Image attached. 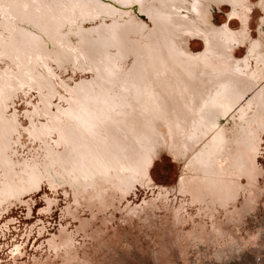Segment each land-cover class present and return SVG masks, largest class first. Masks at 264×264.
Returning <instances> with one entry per match:
<instances>
[{
	"label": "snow or ice",
	"instance_id": "snow-or-ice-1",
	"mask_svg": "<svg viewBox=\"0 0 264 264\" xmlns=\"http://www.w3.org/2000/svg\"><path fill=\"white\" fill-rule=\"evenodd\" d=\"M135 5L144 7L142 0H119L118 6L134 12ZM232 7L240 13L241 27L236 32L224 27L213 29L223 39V43L213 41L215 55L231 66L224 71L236 76L248 75V61L255 59L260 65L258 73L264 78V0L256 4L236 0ZM198 8L205 9L206 18L203 0H192L191 11L199 15ZM253 10L260 19L250 35L246 25L248 13ZM94 11H99L102 18L104 12L119 15L111 4L102 8L99 0H0V67L10 65L0 71V203L5 196L13 200L27 196L29 201H38V194L45 189L51 194L61 187L72 189L75 203L77 191H87L97 179L108 180L111 172H122L126 166L134 170V183H150L147 172L156 149L140 135L137 116L148 124L167 122L177 133L183 131V147L173 153L176 162L185 169L197 163L207 167L226 144L227 129L222 123L228 122L229 117L233 125L237 119L244 123L249 118L246 113L252 112L254 89L245 90L232 75H225L210 81L214 90L201 92L191 102L195 118L190 119L181 107L182 100L189 103L187 88L179 81L167 79L166 71L161 70L163 65L152 58L151 45L142 49L126 38L143 32V21L129 14L126 34L115 25H101L96 30L98 38L86 42L78 31L79 24L73 26L71 22L91 20ZM157 18L149 17L153 22ZM53 30L59 44L52 39ZM73 35L77 36L74 44L67 39ZM240 41L246 44L241 53L243 59L233 60L230 47L226 50L225 45H238ZM146 49L142 59L134 58L132 68H126V55L136 57ZM50 63L56 69L68 65L76 70L86 68L92 74L94 87L67 88L66 94L53 104L51 99L57 93L52 81L57 77L55 70L48 68ZM204 64L208 75L221 71L208 63L207 55ZM256 77L257 71H253L249 79ZM61 86L66 87L63 82ZM33 91L45 105L43 123L36 121V111H28V93ZM17 100L25 106L22 113L17 111ZM259 100L257 108L264 113V87ZM255 116L253 113L251 118ZM185 120L190 123L182 129L180 121ZM24 139L33 145L27 151L23 150ZM129 140L144 146L139 155L128 152ZM93 198L99 200L100 193ZM43 199L51 209L52 201Z\"/></svg>",
	"mask_w": 264,
	"mask_h": 264
},
{
	"label": "bare ground",
	"instance_id": "bare-ground-1",
	"mask_svg": "<svg viewBox=\"0 0 264 264\" xmlns=\"http://www.w3.org/2000/svg\"><path fill=\"white\" fill-rule=\"evenodd\" d=\"M142 2L143 9L139 5L134 7L137 14L145 17L143 23L146 28L139 34L126 35V38L142 49L151 45L152 58L158 65H163L161 70L166 71L167 79L174 82L179 81L187 88L186 95L189 103L185 104L182 100L181 107L185 108L190 119L195 118L191 111V102H194L201 92L214 90L215 85L210 81L225 75H232L233 79L238 80L245 90L254 89L253 94L256 99L253 101L252 112L246 113L249 118L244 123L237 119L233 125L229 117V121L221 125L227 129L226 144L222 146V151L218 152L207 167L197 163L185 169L183 164L176 162L173 155L183 147V131L177 133L175 127L170 128L167 122L154 121L148 124L142 117H135L141 128L140 135L146 141L151 142L150 146L154 144L156 149L155 159L147 172L150 183L145 182L143 186L134 183V170L131 166H126L122 172H111L108 180L97 179L95 185L87 191L83 189L77 191L75 203L71 198V188L61 187L51 194H48L45 189L38 194L40 207L36 210L37 219L32 224L20 227L19 230L14 225V220L9 218L10 213L13 210L20 211L28 220L34 214L33 206L37 201H29L27 196L16 200L5 196L3 202L0 203V240L5 239L6 242L4 244L0 242V252L3 254L1 259H7L8 264H18V260L26 256L25 251L29 244L30 248L37 247L26 256L28 264H94L85 251V242L89 241L93 249H109L111 246H108L104 240L103 233L108 224L114 222L115 216L118 215L122 222L128 224L137 221L142 225H156L157 211L163 213L159 220L160 225H164L166 231L175 233L177 232L175 226L192 224L189 235L187 233L185 236L192 239V246L196 248L205 246L208 251L206 250L204 255L209 258L219 259L230 251L251 250V247L260 245L264 232L257 230L252 232L249 238H245L237 226H239L238 223L244 225V223L241 224V220L257 210L256 205L263 196L259 178L264 177V170L260 167L259 158L264 156V119H262L264 113L260 112L257 105L260 103L259 93L261 87H264V82H262L264 78H261L258 73L260 65L255 59H249L246 76H236L234 73L224 71L231 66L223 57L218 58L215 55L213 43V41L223 43V39L218 37L213 29L219 30L224 27L229 32L239 31L240 13L232 7L236 0H203L206 5V18L204 8L197 9L199 15L191 11L192 0H142ZM257 2L258 0H247L249 4ZM99 3L102 8L111 4L119 15L104 12L102 18L99 11H94L91 20L86 18L82 22H71L73 26L79 24L78 31L83 33L82 38L86 42L98 38L96 30L101 25L109 28L115 25L126 34L128 15L132 14L136 20H140L131 8L127 10L119 8V0H99ZM224 8L223 14L226 15V19L216 24L215 15ZM149 17L158 18L153 22ZM259 19L260 16L256 10L248 13L246 27L250 35L258 27ZM233 20L236 21V28H232L231 25L228 27L227 22ZM252 20H254L253 25H251ZM217 25L220 27L216 28ZM63 31L66 32V29ZM57 35L53 30L52 39L59 44ZM67 39L74 44L77 36H68ZM194 39L203 43V49L195 54L191 47L193 42L189 43ZM49 47L51 48V44ZM229 47L231 49L229 55L233 60L243 59V55L237 56V52L242 53V50H246L244 41H240L238 45H225L226 50ZM206 49H208L207 53ZM146 54L147 49L143 54L138 53L136 57L126 55L124 59L126 68H132L134 58L142 59ZM205 55H207L208 63L220 68V72L212 75L204 72ZM9 67L10 65L5 63L0 67V71ZM48 68L54 69V75L57 77L52 81V88L57 93L56 97L51 99L53 104L60 95L66 94L67 88L79 86L89 89L94 87L91 83L92 74L86 68L76 70L68 65L56 69L51 63ZM253 71H257L255 80L249 79ZM61 82L66 87H62ZM38 95L35 91L28 93V111H36V121L43 123L42 109L45 105ZM45 97L47 98V93ZM20 98H23L22 94ZM24 107L17 100L18 113H22ZM51 110L54 111V108ZM253 113L256 114L255 119L251 118ZM20 119H24L22 115ZM180 123L183 129L190 123V120L180 121ZM234 128L235 132H233ZM22 143L26 145L24 151L33 147L27 143L26 139ZM126 147L128 152L135 156L143 151L144 146L137 144L135 140H129ZM163 156L168 157L177 169L175 182L170 186L157 185L152 176L154 164ZM181 176L184 177L183 180ZM95 193H100L99 200L93 198ZM44 197L52 201L51 209L43 199ZM53 209L57 210L58 215L57 220L54 221L55 225L52 226L47 224L46 217ZM50 226H52L51 230L48 229ZM234 231L238 235H235ZM246 233H248L247 229ZM188 240L190 239L187 238L186 241ZM233 264L239 263L234 262ZM254 264H264V257H257V262Z\"/></svg>",
	"mask_w": 264,
	"mask_h": 264
},
{
	"label": "rangeland",
	"instance_id": "rangeland-1",
	"mask_svg": "<svg viewBox=\"0 0 264 264\" xmlns=\"http://www.w3.org/2000/svg\"><path fill=\"white\" fill-rule=\"evenodd\" d=\"M224 11L225 8L215 15L216 24H220L224 21ZM253 24L254 20L251 21V25ZM236 26L237 25L235 22H231L232 28H236ZM191 47L194 51H196V49H199V44L193 42ZM240 55L241 52H237V56ZM259 162L261 169L264 170V156H260ZM176 175L177 169L175 164L171 163V161L166 159L164 156L161 158V160L156 161V163L154 164L152 176L157 185H172L175 182ZM259 184L263 196L259 199V202L256 205L257 210L254 211V213L251 212L249 215L244 216V218L241 220V224L244 223V225H240V223H238L239 226H237L240 230V233L245 238H249L252 235V232L254 233V231L256 232L257 230H261L262 232H264V177L259 178ZM134 201L136 202L137 199ZM39 205V201L34 204V214L31 215L28 220L23 217V213H20V211L13 210L10 213L11 216L9 218L14 220V225L17 226V230H19V228L24 225L32 224L37 219L35 217V214L36 210H38L40 207ZM157 212L156 225H142L137 221L128 224L126 222H122L119 219L118 215L115 216L114 222L108 224L103 233L104 240L108 243V246H111L110 248L108 247L109 249H93L89 241L85 242V251L89 254V258H91V261L94 264H155V261L159 262L158 264H233L234 262L239 264H254V262H257V257H264L263 233V237L260 239V245L251 247V250H234L230 251L226 256L219 259H216L214 257L209 258L207 255H204L205 252L208 251L205 246H198L196 248V246H192V239L189 236H185L187 233V235H189V232L191 231L190 227L192 226V224L175 226L174 228L177 229V232L175 233L174 231H166L164 225H160L159 220V218L163 216V213L162 211ZM57 215V210L53 209L49 216L46 217L47 224L52 226L55 225L54 221L57 220ZM14 225L12 226V228L14 227ZM52 226H50L48 229L51 230ZM180 227L181 229L179 230ZM246 229L248 233H246ZM235 232L236 231H234V233ZM9 235H12V233H9ZM235 235H238V233L236 232ZM182 236L184 237L181 238ZM187 238L190 240L186 241ZM0 242L4 244L6 240L3 239L0 240ZM175 245L178 249L175 247ZM35 247L30 248L29 244V247L25 251L26 256L31 254ZM178 254L179 257H177ZM26 256H23L20 260H18V264H28L26 263ZM161 256H163L164 259ZM1 257H3L2 252H0V262L2 264H8L7 259H1Z\"/></svg>",
	"mask_w": 264,
	"mask_h": 264
},
{
	"label": "water",
	"instance_id": "water-1",
	"mask_svg": "<svg viewBox=\"0 0 264 264\" xmlns=\"http://www.w3.org/2000/svg\"><path fill=\"white\" fill-rule=\"evenodd\" d=\"M136 16H137V18L138 19H140L141 21H144L145 20V17L143 16V15H139V14H137L136 13V11H134L133 12ZM223 18H224V20L226 19V15H223ZM232 22H235L236 23V21L235 20H233ZM231 25V21H228L227 22V26L229 27ZM220 26H216V28H219ZM191 42H196V43H198L199 44V49H198V51H194L193 50V53L195 54L196 52H199V51H201L202 49H203V43L202 42H200L199 40H191V41H189V43H191ZM165 157V156H164ZM162 158V157H161ZM161 158H159L158 160H161ZM166 159H168V157H165ZM157 160V161H158ZM171 163H173V162H171Z\"/></svg>",
	"mask_w": 264,
	"mask_h": 264
}]
</instances>
